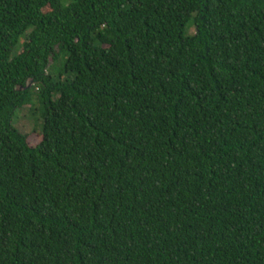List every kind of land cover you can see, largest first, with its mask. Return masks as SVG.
<instances>
[{"label":"trees","instance_id":"16d2710c","mask_svg":"<svg viewBox=\"0 0 264 264\" xmlns=\"http://www.w3.org/2000/svg\"><path fill=\"white\" fill-rule=\"evenodd\" d=\"M0 264H264V0H0Z\"/></svg>","mask_w":264,"mask_h":264},{"label":"rangeland","instance_id":"374dc122","mask_svg":"<svg viewBox=\"0 0 264 264\" xmlns=\"http://www.w3.org/2000/svg\"><path fill=\"white\" fill-rule=\"evenodd\" d=\"M187 27L185 28V34H189L192 32V30L188 33L187 32ZM59 69V66H55L54 67V70H58ZM29 107V104L28 105H25L24 108V111L22 113V116L24 119H17V116H18V112H14V115H13V119H12V122L13 124L18 127L20 130L22 131H26L28 132L27 133V141L30 145H35L38 143V141L40 140V136L39 134L31 131V119L30 117H27V114H29L28 112V108ZM21 113V112H20Z\"/></svg>","mask_w":264,"mask_h":264}]
</instances>
